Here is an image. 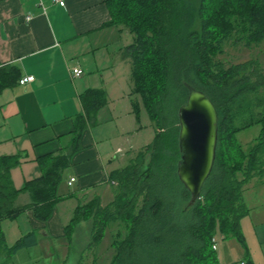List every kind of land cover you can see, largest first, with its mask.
Segmentation results:
<instances>
[{
    "label": "trees",
    "instance_id": "16d2710c",
    "mask_svg": "<svg viewBox=\"0 0 264 264\" xmlns=\"http://www.w3.org/2000/svg\"><path fill=\"white\" fill-rule=\"evenodd\" d=\"M2 0H0L1 2ZM110 21L133 35L117 57L130 64L132 94L141 97L155 128L151 144L113 170L114 191L106 205L100 197L79 204L66 226L67 239L83 221L91 223L89 249L101 244L113 225L110 264H218L213 238H236L245 245L242 219L249 214L244 192L254 179H264V64L256 58L226 66L217 56L234 37L246 44L264 40V0H105ZM20 68L0 66V95L19 85ZM188 86L204 92L219 117L213 170L201 197L181 182L179 110L187 103ZM85 113L76 118L68 151L38 158L41 176L14 186L11 171L21 154L0 157V221L31 211L47 222L69 196L59 193L64 171L80 149L83 133L108 104L102 88L81 95ZM136 119L140 104L133 101ZM254 125L261 130L244 150L237 135ZM30 202L16 206L20 194ZM37 244L35 233L8 247L0 230V254L8 260L18 250Z\"/></svg>",
    "mask_w": 264,
    "mask_h": 264
},
{
    "label": "crops",
    "instance_id": "0c3cea01",
    "mask_svg": "<svg viewBox=\"0 0 264 264\" xmlns=\"http://www.w3.org/2000/svg\"><path fill=\"white\" fill-rule=\"evenodd\" d=\"M64 2V6L53 0L0 2V66L12 63L20 68L22 78L34 77L0 95V157L22 155L11 171L14 186L22 189L27 181L41 176L38 158L68 151L76 118L85 113L84 92L102 88L108 104L83 133L81 147L64 171L59 193L69 197L56 206L51 219L42 222L28 211L17 219L0 221L8 247L33 232L37 240L9 260L1 250L0 264H16L14 258L23 250L30 256L40 249L46 256L66 257L82 228L91 235V223L83 221L72 233L71 242L67 239L65 228L76 207L96 196L103 205L108 204L114 197L110 173L124 167L133 155L134 141L128 140L127 130L133 126L132 117L136 120L131 67L117 57L131 44L128 31L101 28L110 21L105 0ZM76 67L84 71L82 77H73ZM73 178L75 182L69 185ZM244 200L249 208L241 222L245 245L218 234V264H264V179H254L247 186ZM29 202V195L22 193L16 206ZM58 241L62 244L54 246Z\"/></svg>",
    "mask_w": 264,
    "mask_h": 264
},
{
    "label": "rangeland",
    "instance_id": "374dc122",
    "mask_svg": "<svg viewBox=\"0 0 264 264\" xmlns=\"http://www.w3.org/2000/svg\"><path fill=\"white\" fill-rule=\"evenodd\" d=\"M130 42H133V35L129 34ZM218 60L222 61L226 66L231 64H237L245 62L252 58H256L264 64V40L262 41H250L247 44L245 42L241 43L236 41L233 37L230 42L225 44L223 52L217 56ZM134 102L140 104V119L135 120L132 117L131 126L127 129L130 132V137L128 140L134 141L133 154L140 151L143 147L151 144L155 137V128L153 122L150 119V115L144 108L140 95H134ZM136 117V116H135ZM126 117H123V120ZM135 121V122H134ZM121 122V120H120ZM134 124L137 126L135 127ZM261 126L254 125L244 131H241L237 135L239 143L242 145L244 150H247L253 140L260 134ZM131 142V141H130ZM132 153V152H131ZM127 164V163H126ZM89 225V222H87ZM84 227V226H83ZM79 234L78 240L74 242L69 254L66 257L46 256L45 254H40L43 250L37 249L33 250L30 256L28 250H23L19 252L18 256L14 258L16 264H110L111 258L114 253V249L111 247L112 235L117 232H121V235L125 233L123 228L113 225L111 229L107 232L103 242L98 245V247L89 249V244L91 243V235L89 232L84 230ZM219 237V243L222 241ZM62 242L58 241L54 246H60ZM253 246V245H252ZM34 254V256H33Z\"/></svg>",
    "mask_w": 264,
    "mask_h": 264
},
{
    "label": "water",
    "instance_id": "95a60500",
    "mask_svg": "<svg viewBox=\"0 0 264 264\" xmlns=\"http://www.w3.org/2000/svg\"><path fill=\"white\" fill-rule=\"evenodd\" d=\"M187 103L179 110L181 161L178 175L192 195L194 204L202 194L216 159L219 117L212 100L188 86Z\"/></svg>",
    "mask_w": 264,
    "mask_h": 264
},
{
    "label": "built area",
    "instance_id": "2783aa9c",
    "mask_svg": "<svg viewBox=\"0 0 264 264\" xmlns=\"http://www.w3.org/2000/svg\"><path fill=\"white\" fill-rule=\"evenodd\" d=\"M55 3H58L59 5L61 6H64L65 5V2L64 0H53ZM32 20V17L29 15L27 17V21L30 22ZM84 75V71L80 68V67H76L73 69V77L74 78H79V77H82ZM34 81V77H27V78H22L20 80V83L21 85H24L28 82H32ZM75 178L71 179V181L69 182V185H72L74 182H75ZM213 242V249L214 250H217V236H215L212 240ZM241 264H247L246 262H242Z\"/></svg>",
    "mask_w": 264,
    "mask_h": 264
}]
</instances>
